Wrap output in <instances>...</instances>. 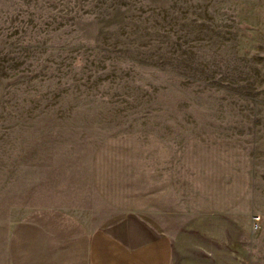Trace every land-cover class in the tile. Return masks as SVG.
<instances>
[{"label": "rangeland", "instance_id": "obj_1", "mask_svg": "<svg viewBox=\"0 0 264 264\" xmlns=\"http://www.w3.org/2000/svg\"><path fill=\"white\" fill-rule=\"evenodd\" d=\"M0 196L68 238L79 207L205 212L173 264H264V0H0Z\"/></svg>", "mask_w": 264, "mask_h": 264}, {"label": "crops", "instance_id": "obj_2", "mask_svg": "<svg viewBox=\"0 0 264 264\" xmlns=\"http://www.w3.org/2000/svg\"><path fill=\"white\" fill-rule=\"evenodd\" d=\"M61 209V205L50 204L7 207L0 200V264L16 261L12 249L20 235L17 230L28 224L22 217L29 213L30 264H53L48 256L51 246L56 247L58 264H173L176 254L184 251L185 240L189 248L191 239L198 237L201 229L206 230L200 224L206 221L205 212L199 220L188 222L185 239L176 232L177 227H172L175 232L168 234L162 224H155L138 213L115 212L96 222L90 211L79 207L68 213L75 229L73 237L68 238L67 213ZM51 214H57L60 221L50 222ZM170 217L172 224L174 216ZM39 230L43 233L39 234ZM52 230L58 231L57 239H52ZM226 259L222 255L218 260Z\"/></svg>", "mask_w": 264, "mask_h": 264}]
</instances>
